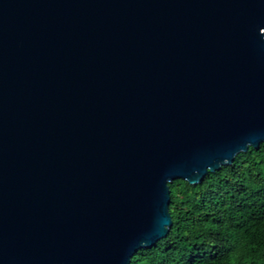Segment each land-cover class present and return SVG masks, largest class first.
I'll return each mask as SVG.
<instances>
[{
	"label": "water",
	"instance_id": "95a60500",
	"mask_svg": "<svg viewBox=\"0 0 264 264\" xmlns=\"http://www.w3.org/2000/svg\"><path fill=\"white\" fill-rule=\"evenodd\" d=\"M261 143L264 0H0V264H130Z\"/></svg>",
	"mask_w": 264,
	"mask_h": 264
},
{
	"label": "trees",
	"instance_id": "16d2710c",
	"mask_svg": "<svg viewBox=\"0 0 264 264\" xmlns=\"http://www.w3.org/2000/svg\"><path fill=\"white\" fill-rule=\"evenodd\" d=\"M172 226L130 264H264V143L200 183H169Z\"/></svg>",
	"mask_w": 264,
	"mask_h": 264
}]
</instances>
